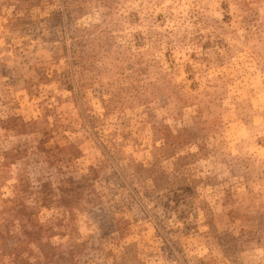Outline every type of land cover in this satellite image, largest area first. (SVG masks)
<instances>
[{"label":"rangeland","instance_id":"1","mask_svg":"<svg viewBox=\"0 0 264 264\" xmlns=\"http://www.w3.org/2000/svg\"><path fill=\"white\" fill-rule=\"evenodd\" d=\"M0 264H264V0H0Z\"/></svg>","mask_w":264,"mask_h":264}]
</instances>
